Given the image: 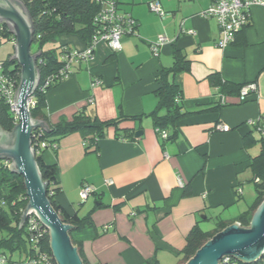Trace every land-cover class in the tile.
Masks as SVG:
<instances>
[{
	"label": "crops",
	"instance_id": "obj_1",
	"mask_svg": "<svg viewBox=\"0 0 264 264\" xmlns=\"http://www.w3.org/2000/svg\"><path fill=\"white\" fill-rule=\"evenodd\" d=\"M149 1L117 0L119 10L136 20L134 32L121 37V49L97 43L92 60L74 63L68 76L45 93L49 123L68 120L84 108L100 120L134 117L119 124L133 132L131 138L117 137L109 126L86 150L82 135L73 132L42 153L46 163L56 165V201L67 212L91 219L90 226L70 235L80 244L84 264L153 259L181 264L189 231L195 225L213 229L204 227L210 220L236 221L254 185L251 163L264 138L248 121L264 125V9L252 6L249 24L221 48L216 21L201 15L211 0H157L161 15L150 11ZM159 35L167 41L154 54L150 44ZM7 40L14 46L13 37ZM58 45L83 50L86 43L75 33H63L47 47ZM175 49L188 61L173 80L181 91L179 104L190 114L176 123L171 138L161 139L150 115L157 104L155 75L172 65ZM211 74L233 83L254 82L256 89L244 101L225 96L214 110L221 100ZM220 124L230 129L223 131ZM136 130H141L138 136ZM82 183L95 188L85 200L79 194Z\"/></svg>",
	"mask_w": 264,
	"mask_h": 264
},
{
	"label": "trees",
	"instance_id": "obj_2",
	"mask_svg": "<svg viewBox=\"0 0 264 264\" xmlns=\"http://www.w3.org/2000/svg\"><path fill=\"white\" fill-rule=\"evenodd\" d=\"M22 1L25 3L33 20V43L37 45V51H39L36 64L39 69L40 80L32 95L33 104L29 107V110L34 119H41L47 122L46 130L38 127L32 131V146L42 179L47 183V196L62 221L73 225V229L69 232L71 235L72 231L90 226L91 219L88 215L79 216L77 213L71 214L67 212L56 201L55 196L60 191L56 165L55 163H46L43 160V151L49 149L52 144L57 143L60 138L73 132H79L82 135L86 150L91 149L96 146L98 139L105 135V131L109 126L114 127L117 137L123 139L131 138L133 137V132L125 128L122 129L119 124L122 120L134 119V117L120 115L115 119L100 120L94 113L84 108L75 112L68 120H61L56 123L48 122L45 111V93L61 81L54 78L46 87L45 92L42 90L41 84L48 76L53 75L59 69L61 66L59 55L62 49H66V47H62V45L47 47V45L54 42L56 37L63 33H75L87 45L94 33L95 24L93 23V17L99 9V4L93 0ZM135 28L136 25L134 30ZM0 37L5 39L13 37L5 23L0 24ZM2 63L6 67H12V73L19 81L20 65L17 61L10 59V56H8ZM187 68L188 61L185 56L180 50L175 49L172 65L162 67L155 75L156 80L159 82V86L155 90L157 104L150 115L155 128L171 130V134H168L167 138H171L175 134L176 123L190 114V112L182 110L179 104L181 91L173 80L176 72ZM209 78L211 83L218 88L219 93L224 96H238L240 88L248 83L225 81L217 74H211ZM221 105L222 103H218L212 109H219ZM14 125L13 113L9 110L8 105L3 100H0V130L10 131ZM261 140L260 153L253 158L251 163L254 172L252 180L255 198L247 209L242 211L236 218V221L245 226L249 224L253 211L264 198V139ZM42 143H44V146L41 145ZM9 162V160H0V230H6V235L0 237V248L6 247L10 250L24 248L26 251L28 246L25 239V223L19 227V222L28 198L25 193L22 176L9 169ZM226 225V222L219 220L216 222L215 227L208 231H203L195 225L187 234L186 243L181 250V264L187 261L207 239ZM42 230H44L41 238L42 246L51 253L48 232L44 228ZM72 242L78 247L80 254V244ZM146 264L159 263L153 259L146 262Z\"/></svg>",
	"mask_w": 264,
	"mask_h": 264
},
{
	"label": "water",
	"instance_id": "obj_3",
	"mask_svg": "<svg viewBox=\"0 0 264 264\" xmlns=\"http://www.w3.org/2000/svg\"><path fill=\"white\" fill-rule=\"evenodd\" d=\"M5 23L14 38L10 59L20 65V77L13 96L17 122L10 131L0 130V160H9V169L22 176L28 198L22 210L19 227L34 214L49 235V249L56 264H84L78 247L73 244V225L62 221L46 193L35 159L31 134L35 128L47 129L43 120L34 119L29 102L40 80L36 64L39 51L31 52L33 20L22 0H0V24ZM141 130L135 131L138 136ZM264 254V198L253 211L248 225L234 221L207 239L183 264H221L225 257L251 264Z\"/></svg>",
	"mask_w": 264,
	"mask_h": 264
},
{
	"label": "built area",
	"instance_id": "obj_4",
	"mask_svg": "<svg viewBox=\"0 0 264 264\" xmlns=\"http://www.w3.org/2000/svg\"><path fill=\"white\" fill-rule=\"evenodd\" d=\"M99 4V9L93 17L95 24L94 33L83 50L62 49L59 60L61 66L53 75L48 76L41 84L42 90L45 92L46 87L55 79L64 80L71 71L74 63L85 60H92L95 53V47L99 42H105L111 50L117 52L121 49L120 39L127 33L134 32L136 20L129 14L121 12L118 8L117 0H93ZM257 5L264 9V0H211L210 4L201 12L204 18H213L218 26L219 38L216 42L218 47H225L235 40V36L250 22V9ZM148 6L150 11L161 15L163 10L157 0L149 1ZM187 32H193L189 29ZM167 37L159 35L155 42L150 44L151 51L157 54L159 45L166 42ZM12 67H6L0 62V100H3L13 113L15 123L17 122V107L13 104V96L17 89L18 80L12 73ZM99 83L98 80L95 81ZM254 82H248L239 90L238 98L240 101L247 99L249 93L255 91ZM221 103L224 102L225 96L220 94ZM92 99H89L91 102ZM33 104L32 98L29 102V107ZM249 124L253 125L260 131L264 138V125L259 124L254 120H249ZM219 129L227 131L230 127L227 124L218 125ZM155 131L161 139L168 137V132L158 127ZM44 146V143L41 144ZM57 143L50 146V149H56ZM111 183V181H107ZM95 191V188L87 183H82L79 194L82 200ZM238 191L241 192L240 189ZM1 203V202H0ZM25 239L27 250L20 256L19 259L13 260L10 255H7L0 248V264H56L51 253L45 250L41 243L44 228L42 223L34 214H30L25 222ZM48 232V231H47ZM221 264H244L238 262L231 257L222 259ZM264 264V254L254 263Z\"/></svg>",
	"mask_w": 264,
	"mask_h": 264
},
{
	"label": "rangeland",
	"instance_id": "obj_5",
	"mask_svg": "<svg viewBox=\"0 0 264 264\" xmlns=\"http://www.w3.org/2000/svg\"><path fill=\"white\" fill-rule=\"evenodd\" d=\"M0 38H1L0 39V61H3L7 58L9 54H12L13 44L5 38H2V37ZM36 50H37V45L33 43L31 46V52H36ZM250 189L251 190L246 192L245 194V197H244L245 200L243 199V203L245 204V207H248L253 201V199L255 198L254 185ZM215 223L216 222L214 220H210V222L205 224L204 227L213 228L215 226ZM4 235H6V230L5 229L0 230V237ZM3 250L5 251L7 255H10L13 260L19 259L20 256L23 255V253L25 252L24 248H19V249L16 248V249L10 250L9 248L3 247Z\"/></svg>",
	"mask_w": 264,
	"mask_h": 264
}]
</instances>
